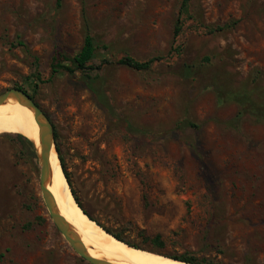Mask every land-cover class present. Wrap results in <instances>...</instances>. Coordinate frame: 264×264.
<instances>
[{
	"label": "rangeland",
	"instance_id": "374dc122",
	"mask_svg": "<svg viewBox=\"0 0 264 264\" xmlns=\"http://www.w3.org/2000/svg\"><path fill=\"white\" fill-rule=\"evenodd\" d=\"M181 1L0 0V93L22 85L35 95L57 128L80 200L102 225L165 256L264 264V0H191L193 18L174 40ZM84 14L110 45L104 52L113 62L102 73L123 120L79 75L52 70L59 52L81 48ZM170 52L171 62L146 72L116 62ZM187 64L196 78L181 77ZM36 71L34 92L28 81ZM236 91L259 111L236 119L241 103L228 96ZM183 118L198 127L177 128ZM126 121L146 132H131ZM5 133L0 264H90L49 217L37 156L21 153ZM157 235L163 246L154 244Z\"/></svg>",
	"mask_w": 264,
	"mask_h": 264
},
{
	"label": "trees",
	"instance_id": "16d2710c",
	"mask_svg": "<svg viewBox=\"0 0 264 264\" xmlns=\"http://www.w3.org/2000/svg\"><path fill=\"white\" fill-rule=\"evenodd\" d=\"M82 3H84V0H81ZM60 5V1L58 3ZM192 13H191V0H182L179 8V13L177 16V20L175 23V28H174V40H177L181 34L184 31L185 24L187 21L192 19ZM84 21H85V37H84V42L81 46V48L73 55H68L63 52H59L58 55L54 56L51 67L54 73H68L70 75H79L80 79L85 83V85L90 89V91L94 94L95 99L98 104H100L108 113L109 115L116 120H123L121 118V115L118 113L117 108L115 107L114 103L112 102L110 95L108 94L106 90V78L103 76L102 73V66L112 63L113 61L108 57V55L104 52L109 50L110 45L105 43L104 41L100 40L97 38L94 34L91 33L89 26H88V21L86 19V15L84 14ZM230 25H225V26H212L207 29L209 31L215 32L218 30H223L224 28H228ZM22 44V42H21ZM173 52L175 54H179L181 51V45L177 44L176 46L173 47ZM170 52L168 55H155L152 57H149L145 60H139L135 58L134 56L131 55H125L124 57H121L118 59L116 62L120 65L127 66L131 69H134L136 71L140 72H146L149 71L153 68V66L159 62H171V59L174 57V53ZM103 57V55H105ZM97 61H100L99 64ZM196 67L193 65L187 64L185 68L182 70L180 73L181 77L183 79H192L196 78ZM30 81H28L29 87L33 89L34 92H36V86H37V81L42 80L41 73L36 71L33 73L32 77H29ZM15 88L22 89L28 93L29 90L28 88H25L22 85H15ZM34 99L35 95L30 94ZM229 97L233 100H238L239 103H241V110L237 114L236 119L242 117L246 112H251V113H256L259 111L256 107L255 104L256 102L254 101V98H252L248 93L243 92V91H236V92H231L228 94ZM35 101H37L35 99ZM38 103V102H37ZM261 112V116L263 114V111ZM127 126L129 130L133 133L137 134H144L146 131H144L140 127L133 126L130 121H126ZM55 126V124H54ZM197 128L198 124L195 123L193 120L189 118H183L179 121L177 128L179 129H184V128ZM5 135L13 142H16V144L19 146L20 152L24 153V155H31V156H36V152L33 146V143L23 134L21 133H5ZM55 140H56V147L59 153V157L61 159L62 167L64 170V173L68 179V182L70 184V187L72 189L74 198L76 199L78 205L94 220H96L91 213L86 209L82 201L80 200V197L73 185L70 173L67 169L64 157L61 153V149L58 144V132L57 128L55 126ZM42 218L39 217L38 220H41ZM99 222L98 220H96ZM100 223V222H99ZM101 224V223H100ZM102 225V224H101ZM107 231L112 233L114 236L117 238L126 241L130 245H133L135 247H140L139 245L132 243L128 241L122 234L119 232H116L115 230L106 227L105 225H102ZM154 244L156 246H163L164 242L161 239L160 235H157L154 239ZM172 256L173 258L184 260L187 262L195 263V264H218V263H212L207 260H200L194 255H168Z\"/></svg>",
	"mask_w": 264,
	"mask_h": 264
},
{
	"label": "bare ground",
	"instance_id": "6f19581e",
	"mask_svg": "<svg viewBox=\"0 0 264 264\" xmlns=\"http://www.w3.org/2000/svg\"><path fill=\"white\" fill-rule=\"evenodd\" d=\"M2 132L23 133L40 148L39 126L33 110L13 97L0 105V133ZM50 165L48 187L56 200L58 210L81 237L91 255L116 264H195L132 247L115 237L78 205L69 190L60 157L55 149L50 155Z\"/></svg>",
	"mask_w": 264,
	"mask_h": 264
},
{
	"label": "water",
	"instance_id": "95a60500",
	"mask_svg": "<svg viewBox=\"0 0 264 264\" xmlns=\"http://www.w3.org/2000/svg\"><path fill=\"white\" fill-rule=\"evenodd\" d=\"M11 97L17 99L22 105H25L33 110L35 120L37 121L39 126L40 148H38L34 140H32L23 133L21 134L26 136L33 143L36 156L39 160L40 191L50 219L52 220L56 228L59 230L65 241L70 245V247L78 256H80L90 264H116L110 260L104 258H97L91 255L81 237L58 210L56 200L48 187V181L51 175L50 155L53 149H55L58 153L55 140V126L52 119L47 114V112L41 107V105H39V103L35 101V99L30 95V93L19 88H10L0 93V105L4 104L7 99ZM130 246L135 247L133 245ZM135 248L139 249L141 247Z\"/></svg>",
	"mask_w": 264,
	"mask_h": 264
}]
</instances>
